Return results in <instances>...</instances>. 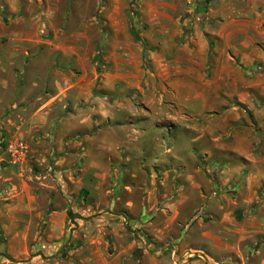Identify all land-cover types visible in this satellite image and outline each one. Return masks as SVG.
I'll return each mask as SVG.
<instances>
[{
    "label": "crops",
    "instance_id": "0c3cea01",
    "mask_svg": "<svg viewBox=\"0 0 264 264\" xmlns=\"http://www.w3.org/2000/svg\"><path fill=\"white\" fill-rule=\"evenodd\" d=\"M159 10L150 5L141 10L147 23L146 71L141 54L131 51L137 44L127 36L117 45V72L101 77L102 89L118 96L112 102L95 100L99 130L66 145L88 160L104 196L97 213L104 229L98 240L105 245L88 246L81 264H131L136 240L125 226L154 220L162 223L158 241L178 243L179 255L203 251L209 262L219 261L222 237L205 228L210 219L224 229L232 252L237 243L260 235L249 251L264 256V0H247L241 9L226 0L215 8L210 27L183 40L179 20L169 12L160 18ZM127 91L151 98L138 108L121 98ZM119 113L126 117L112 118ZM80 127L91 129L93 123L80 120L71 131ZM57 144L52 159L63 150L62 142ZM77 174L68 171V181L58 177L63 191L70 189L69 180L72 186L83 184ZM58 185L53 181L47 187L52 192ZM253 206L259 214L250 213ZM20 208L24 218L43 214L24 198ZM25 238L23 230L20 239ZM9 249L15 259L32 253ZM37 258L17 264H37Z\"/></svg>",
    "mask_w": 264,
    "mask_h": 264
},
{
    "label": "rangeland",
    "instance_id": "374dc122",
    "mask_svg": "<svg viewBox=\"0 0 264 264\" xmlns=\"http://www.w3.org/2000/svg\"><path fill=\"white\" fill-rule=\"evenodd\" d=\"M246 1L227 0L239 9ZM222 2L226 0H0V264H7L5 259L12 264L27 263L34 257H38L37 264H81L88 246L104 247L98 240L104 234L97 213L104 196L97 188V176L90 171L88 160L69 152L66 145L99 130L95 122L100 105L95 100L112 102L118 96L102 89L101 77L117 72L114 58L121 54L117 45L127 36L137 44L131 51L141 54L146 71L143 33L147 23L140 18L146 5L159 8L160 18L172 13L182 25L183 40L199 28L210 27L215 21L213 12ZM148 97L141 91L121 94L138 108L146 106ZM125 117L119 113L112 118ZM85 119L93 123L91 129L71 131ZM56 141L62 142L63 150L52 159L51 152L59 148ZM50 167L60 171L58 177L65 181L68 171L78 172L83 184L73 187L69 180L70 189L63 191L58 177L48 171ZM49 181L57 182L58 190L50 192ZM23 198L35 203L42 216L24 218ZM258 209L253 206L250 213L259 214ZM235 221L239 225L241 217ZM204 222L207 230L222 237L218 262L261 264L264 256L250 252L259 244L260 235L237 243L232 252L220 224L210 219ZM125 229L136 240L131 264H172L178 243L158 241L161 221H143ZM23 230L24 240L20 239ZM9 247L32 253L15 259Z\"/></svg>",
    "mask_w": 264,
    "mask_h": 264
},
{
    "label": "built area",
    "instance_id": "2783aa9c",
    "mask_svg": "<svg viewBox=\"0 0 264 264\" xmlns=\"http://www.w3.org/2000/svg\"><path fill=\"white\" fill-rule=\"evenodd\" d=\"M188 263H200V264H226L221 262H209L206 254L203 251H187L181 256L177 254V251L172 252V264H188Z\"/></svg>",
    "mask_w": 264,
    "mask_h": 264
},
{
    "label": "trees",
    "instance_id": "16d2710c",
    "mask_svg": "<svg viewBox=\"0 0 264 264\" xmlns=\"http://www.w3.org/2000/svg\"><path fill=\"white\" fill-rule=\"evenodd\" d=\"M135 37H136V40H139L138 36H135ZM81 193H82V191H81ZM83 193H85V192H83Z\"/></svg>",
    "mask_w": 264,
    "mask_h": 264
}]
</instances>
